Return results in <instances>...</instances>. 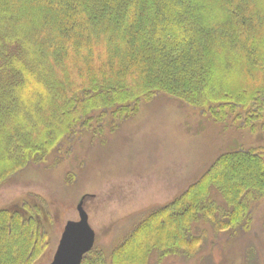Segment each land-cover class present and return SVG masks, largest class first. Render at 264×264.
Masks as SVG:
<instances>
[{"label": "trees", "instance_id": "1", "mask_svg": "<svg viewBox=\"0 0 264 264\" xmlns=\"http://www.w3.org/2000/svg\"><path fill=\"white\" fill-rule=\"evenodd\" d=\"M233 66L247 76L243 86L226 85ZM157 94L217 122L264 123V0H0V184L46 162L80 128L116 125ZM203 183L141 221L113 256L126 248L122 264H148L154 250L192 256L199 218L237 227L217 221L211 187L231 207L225 217L247 216L245 199L264 194V156L226 152ZM28 213L0 211V264L29 254L38 221ZM89 259L108 264L96 248L82 264Z\"/></svg>", "mask_w": 264, "mask_h": 264}, {"label": "rangeland", "instance_id": "2", "mask_svg": "<svg viewBox=\"0 0 264 264\" xmlns=\"http://www.w3.org/2000/svg\"><path fill=\"white\" fill-rule=\"evenodd\" d=\"M108 61L104 60V67ZM79 66L86 68L82 63ZM227 68L228 87L246 83L247 76L236 75L234 66ZM106 72L110 74L112 69ZM75 78L77 84L86 81L82 76ZM225 118V122H217L200 109L157 94L138 107L134 116L116 125L94 121L95 127L80 128L46 162L15 172L0 184V211L24 208L28 213L31 208L28 215L38 221L34 244L17 264L52 262L67 221L79 220L77 206L83 197L96 231L97 252L108 264L123 260L127 248L121 256H113L114 252L136 226L191 191L196 183H203L226 152L255 149L264 156V123L250 126L244 119L236 121L235 115ZM211 199L221 207L215 215L219 223L231 220L240 224L221 229L218 223L201 217L192 225L191 234L198 236L194 255L161 256L154 250L148 264H264V194L245 199L248 214L239 220L238 214L225 217L231 207L214 186ZM38 204L45 214L37 211ZM132 249L128 250L130 257ZM95 263L88 260V264Z\"/></svg>", "mask_w": 264, "mask_h": 264}, {"label": "water", "instance_id": "3", "mask_svg": "<svg viewBox=\"0 0 264 264\" xmlns=\"http://www.w3.org/2000/svg\"><path fill=\"white\" fill-rule=\"evenodd\" d=\"M84 199L83 197L77 206L79 220L67 221L50 264H82L85 254L94 248L96 232L89 222Z\"/></svg>", "mask_w": 264, "mask_h": 264}]
</instances>
